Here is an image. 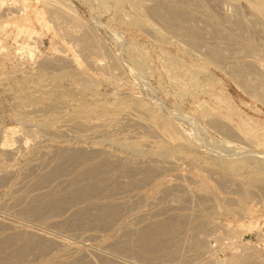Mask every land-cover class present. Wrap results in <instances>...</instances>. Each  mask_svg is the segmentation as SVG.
Instances as JSON below:
<instances>
[{"label":"rangeland","instance_id":"obj_1","mask_svg":"<svg viewBox=\"0 0 264 264\" xmlns=\"http://www.w3.org/2000/svg\"><path fill=\"white\" fill-rule=\"evenodd\" d=\"M107 259L264 264V0H0V264Z\"/></svg>","mask_w":264,"mask_h":264},{"label":"bare ground","instance_id":"obj_2","mask_svg":"<svg viewBox=\"0 0 264 264\" xmlns=\"http://www.w3.org/2000/svg\"><path fill=\"white\" fill-rule=\"evenodd\" d=\"M167 9H168V8H167ZM157 15H158L159 19H162V20H163L164 22H166V23L168 22V24H169V21H173V22H174L176 19H178V16H177V18H176L175 14H174L173 12H170L169 10H165V9H164L163 11H162V10H157ZM170 23H171V22H170ZM20 29H21V28H20ZM69 67H70V66H69ZM90 117H91V116H90ZM93 118H94V117H93ZM98 119H99V118H98ZM105 119H106V118H105ZM134 120H135V119H134ZM134 120H132V121H134ZM64 121H65V120H64ZM102 121H103V120H102ZM128 121H129V120H127V122H128ZM86 122H88V125H91V124H89V121H86ZM100 122H101V121H100ZM130 122H131V121H130ZM137 122H138V121H137ZM64 123H65V122H64ZM69 123H70V122H69ZM76 123H77V121H76ZM78 123H79V122H78ZM82 123H84V120H83ZM91 123H92V122H91ZM101 123H102V122H101ZM103 123H104V122H103ZM103 123L100 124V123L98 122L97 124H100V126H101V125H103ZM132 123H135V121L132 122ZM141 123H142V122H140V124H141ZM84 124H86V123H84ZM84 124H83V125H84ZM140 124H139V125H140ZM145 124H146V123H143V125H145ZM148 124H149V123H148ZM148 124H146L147 126H145V127H150V125H148ZM75 125H76V124H75ZM78 125H81V123H79ZM88 125H86L85 127H88ZM92 125H93V127H94V130H96L97 128L95 127V125H94V124H92ZM105 125L107 126V124H105ZM126 125H128V124H126ZM136 125L138 126V124H136ZM136 125H135V126H136ZM42 126H43V124H42ZM45 126H46V125L44 124V127H45ZM66 126H67V125H66ZM72 126H73V123H72ZM76 126H77V125H76ZM96 126H97V125H96ZM130 126H131V125H130ZM54 127H55V126H54ZM59 127H60V126H59ZM59 127H57V129H58ZM62 127H63V126H62ZM62 127H60V128H62ZM82 127H84V126H82ZM85 127H84V130L86 131ZM89 127H90V126H89ZM93 127H90V128L88 129V131H89L91 128H93ZM97 127H98V126H97ZM103 127H104V126H103ZM132 127H133V126H132ZM142 127H143V126H142ZM145 127H144V128H145ZM47 128H48V127H47ZM73 128H74V127H73ZM95 128H96V129H95ZM99 128H100V127H99ZM99 128H98V129H99ZM101 128H102V126H101ZM101 128H100V129H101ZM144 128H143V129H144ZM44 129H45V128H44ZM54 129H56V128H54ZM57 129H56V130H57ZM98 129H97V130H98ZM149 129H150V128H149ZM151 129H152V128H151ZM48 130H49V129H48ZM48 130H45V131H48ZM59 130H60V129H59ZM73 130H74V129H73ZM94 130H90V131H94ZM104 130H105V129H103V131H104ZM107 130H108V129H107ZM140 130H141V129H140ZM49 131H50V130H49ZM66 131H67V130H66ZM88 131H86V132H88ZM98 131H100V130H98ZM98 131H97V132H98ZM101 131H102V130H101ZM145 131H146V130H145ZM54 132H55V131H54ZM54 132H53V133H54ZM62 132H63V131H62ZM147 132H148V131H147ZM153 132H154V131H153ZM45 133H46V132H45ZM47 133L49 134V132H47ZM50 133H51V131H50ZM57 133H58V132H56L55 134H57ZM60 133H61V132H60ZM60 133L58 134L59 136H60ZM95 133H96V131H95ZM95 133H94V134H95ZM100 133H102V132H100ZM83 134H84V133H83ZM83 134H82V135H83ZM90 134H91V133H90ZM94 134H93V135H94ZM93 135H91V136H93ZM96 135H99V132H98V134H96ZM100 135H101V134H100ZM59 136H58V137H59ZM88 136H89V134H88ZM91 136H89V137H91ZM104 137H105V136H104ZM122 137H123V136H122ZM97 138H98V137H97ZM101 138H102V137H101ZM158 138H159V137H158ZM117 139H118V138H117ZM122 139H123V138H122ZM124 139H125V138H124ZM88 140H89V139H88ZM90 140H92V139H90ZM96 140H97V139H96ZM96 140H95V141H96ZM128 140H130V139H128ZM135 140H136V139H135ZM138 140H139V139H138ZM145 140H146V139H145ZM153 140H154V139H153ZM153 140H152V141H153ZM156 142H157V140H156ZM144 143H145V142H144ZM164 143H165V141H164ZM138 144H139V143H138ZM140 144H141V143H140ZM166 144H167V143H166ZM168 144H169V143H168ZM164 145H165V144H164ZM134 147H135V146H134ZM134 147H133V148H134ZM139 147H140V146H139ZM70 151H71V150H70ZM73 151H76V150H73ZM77 151H79V150H77ZM82 151H83V150H82ZM138 151H139V150H138ZM79 152L82 153L81 150H80ZM83 152H84V151H83ZM77 153H78V152H77ZM69 155H70V154H69ZM72 155H73V154H72ZM82 155H83V153H82ZM82 155H80V156H82ZM86 155H88V154H86ZM78 156H79V154H78ZM80 156H79V157H80ZM84 156H85V155H84ZM99 156H100V155H99ZM72 157H73V159L75 160L76 156L74 155V156H72ZM96 157H97V156H96ZM52 159H53V158H52ZM58 159H59V158H58ZM60 159H61V157H60ZM67 159H68V156H67ZM69 159H70V158H69ZM78 159H79V158H78ZM78 159H76V160H77L76 162H78ZM105 159H106V158H105ZM182 159H183V158H182ZM62 160H63V159H62ZM65 160H66V159H65ZM70 160H72V159H70ZM74 160H73V161H74ZM91 160H92V159H91ZM106 160H107V159H106ZM120 160H121V159H120ZM141 160H142V159H141ZM50 161H51V160H50ZM56 161L58 162V160H56ZM73 161H72V162H73ZM115 161H116V160H115ZM63 162H64V161H63ZM66 162H67V161H65V164H66ZM74 162H75V161H74ZM59 163H60V161H59ZM70 163H71V162H70ZM100 163H101V162H100ZM110 163H112V162H110ZM141 163H143V162H141ZM49 164H50V163H49ZM55 164H56V163H55ZM62 164H63V163H62ZM71 164H72V163H71ZM71 164H70V165H71ZM78 164H79V163H78ZM92 164H93V163H92ZM112 164H113V163H112ZM118 164H119V163H118ZM58 165H59V164H58ZM58 165H57V166H58ZM94 165H95V164H94ZM97 165H98V164H97ZM97 165H95V166H97ZM171 165H172V163H171ZM173 165H174V164H173ZM176 165H177V164H176ZM55 166H56V165H55ZM66 166H67V165H66ZM73 166H75V165H73ZM165 166H166V165H165ZM167 166H168V165H167ZM39 167H40V166H39ZM62 167H64V165H63ZM62 167H61V168H62ZM68 167H69V166H68ZM68 167H67V168H68ZM97 167H98V166H97ZM172 167H174V166H172ZM55 168H56V167H55ZM69 168H70V167H69ZM71 168H72V167H71ZM75 168H76V167H75ZM175 168H176V167H175ZM57 169H58V172H61L63 168L60 170V166H59L58 168H56V170H57ZM72 169H73V168H72ZM56 170H55V171H56ZM59 170H60V171H59ZM64 170H65V169H63V171H64ZM123 170H124V169H123ZM123 170H122V173H123ZM45 171H46V170H45ZM48 171H51V170H48ZM71 171H72V170H71ZM71 171L69 170L68 172H71ZM84 171H85V170H84ZM75 172H76V171L74 170L73 173H75ZM131 172H132V171H131ZM45 173H46V172H45ZM45 173H44V174H45ZM47 173H48V172H47ZM47 173H46V174H47ZM49 173H50V172H49ZM52 173L54 174L53 171H52ZM65 173H66V171H65ZM80 173H82V172H80ZM136 173H137V172H136ZM56 174H59V173H57V171H56ZM90 174H91V173H90ZM134 174H135V173H134ZM41 175H42V174H41ZM41 175H39V176H41ZM48 175H49V174H48ZM63 175H64V172H63ZM67 175H69V174L67 173ZM67 175H66V176H67ZM70 175H71V174H70ZM78 175H80V174H78ZM88 175H89V173H88ZM92 175H93V174H92ZM127 175H128V174H127ZM143 175H144V174H143ZM43 176H44V175H43ZM54 176H55V174H54ZM60 176H62V172L60 173ZM76 176H77V175L75 174V177H76ZM81 176H82V175H81ZM81 176H80V177H81ZM117 176H118V175H117ZM130 176H131V175H130ZM135 176H136V174H135ZM145 176H146V175H145ZM145 176H144V177H145ZM37 177H38V176H37ZM52 177H53V175L51 176V179H52ZM58 177H59V176H58ZM62 177L64 178L65 175L62 176ZM62 177H60L59 179H61L60 181L64 182L65 184L68 183V185H70V186H72L73 184H75V182L72 184L73 181H76V180H74L73 178H72V182L69 184L70 180H69V182H65V180H66L67 178L65 177L66 179H64V181H63V180H62ZM68 177H70V176H68ZM75 177H74V178H75ZM88 177H89V176H88ZM88 177H86V178H88ZM133 177H134V176H133ZM39 178H40V177H39ZM44 178L47 179L46 177H44ZM44 178H43V179H44ZM54 178H55V177H54ZM54 178H53V179H54ZM77 178H78V177H77ZM45 179H44V180H45ZM55 179H56V178H55ZM55 179H54V180H55ZM59 179H57V181H58ZM69 179H71V178H69ZM75 179H76V178H75ZM80 179L82 180L83 178H80ZM128 179H129V178H128ZM140 179H141V178H140ZM177 179H178V178H177ZM39 180H40V179H39ZM49 180H50V176H49ZM67 180H68V179H67ZM67 180H66V181H67ZM55 181H56V180H55ZM77 181H79V180H77ZM84 181H85V180H84ZM86 181H88V180H86ZM92 181H93V179H92ZM41 182H42V181H41ZM50 182H51V181H50ZM62 182H61V183H62ZM80 182H81V181H80ZM131 182H132V181H131ZM133 182H134V181H133ZM138 182H141V181H138ZM38 183H39V182H38ZM45 183H47V182L45 181ZM59 183H60V182H59ZM59 183H58V184H59ZM61 183H60V184H61ZM77 183H78V182H77ZM65 184H64V185H65ZM86 184H89V183H86ZM86 184H85V185L83 184L84 187H85V186H88V185H86ZM90 184H91V182H90ZM94 184H95V183H94ZM179 184H180V183H178V184H176V185L179 186ZM46 185H47V184H46ZM66 185H67V184H66ZM66 185H65V186H66ZM68 185H67L68 189H69V188H72V187H69ZM174 185H175V184H174ZM78 186H80V184H78ZM78 186H77V184H76V186H74L73 189H75V187L78 188ZM90 187H91V186H90ZM124 187H125V186H124ZM168 187H169V186H168ZM170 187H174V186L171 185ZM176 187H177V186H176ZM179 187H181V186H179ZM65 188H66V187H65ZM68 189H66V190H68ZM90 189L93 190L92 187H91ZM164 189H165V188H164ZM167 189H168V191H169V188H166V190H167ZM176 189H177V188H176ZM180 189H181V188H180ZM63 190H64V189H63ZM66 190H65V191H66ZM71 190H72V189H71ZM71 190L69 189V191H71ZM77 190H78V189H77ZM77 190H76V191H77ZM85 190H89V189H84V190H83L84 192H88V191H85ZM91 190H89V192L86 193V194H89ZM95 190H96V189H95ZM97 190H98V189H97ZM166 190H164V191L166 192ZM81 191H82V190H81ZM81 191L78 190L77 193H78V192H81ZM172 191H174V189H173ZM61 192H62V191H61ZM72 192L75 193L74 190H73ZM92 192H93V191H92ZM161 192H163V191H161ZM161 192H160V193H161ZM42 193H43V192H42ZM65 193H66V192H65ZM67 193H70V192H67ZM160 193H159V194H160ZM166 193H167V192H166ZM171 193H172V192H171ZM75 194H76V193H75ZM41 195H42V194H41ZM61 195H62V194H61ZM79 195H81V194H79ZM92 195H93V194H92ZM169 195H170V194H169ZM82 196H83V195H82ZM84 196H86V195H84ZM166 196H167V195H166ZM128 197H129V196H128ZM159 197H160V196H159ZM161 197H162V196H161ZM161 197H160V198H161ZM163 197H164V196H163ZM144 198H145V197H144ZM144 198H143V199H144ZM154 198H155V197H154ZM77 199H78V198H77ZM80 200H81V199H80ZM85 200H86V199H85ZM153 200H154V199H153ZM162 200H163V198H162ZM167 200H168V199H167ZM151 201H152V200H151ZM158 201H159V200H158ZM90 202H91V201L89 200V203H90ZM93 202H94V200H93ZM132 202H133V201H132ZM135 202H136V201H135ZM94 203H96V201H95ZM94 203H93V204H94ZM98 203H99V202H98ZM133 203H134V202H133ZM139 203H140V202H139ZM150 203H151V202H150ZM152 203H153V202H152ZM154 203H155V202H154ZM168 203H169V202H168ZM99 204H100V203H99ZM99 204L96 203V205H98V207H100ZM106 204H107V202H106ZM108 204H109V203H108ZM140 204H141V203H140ZM157 204H158V203H157ZM157 204H156V205H157ZM101 205H103V207H104V204H103V203H102ZM152 205H153V204H151V206H152ZM156 205H155V206H156ZM159 205H160V204H159ZM92 206H94V205H92ZM101 207H102V206H101ZM105 207H107V205H106ZM111 207H112V206H111ZM165 207H167V206H165ZM71 208H72V207H71ZM108 208H110V207H108ZM112 208H114V207H112ZM156 208H157V207H156ZM75 209H76V208H75ZM80 209H81V208H80ZM85 209H86V208H85ZM93 209H94V208H93ZM152 209H153V207H152ZM161 210H162V208H161ZM75 211H76V210H75ZM75 211H74V212H75ZM80 211H81V210H80ZM82 211H83V210H82ZM100 211H101V209H100ZM77 212H78V211H77ZM98 212H99V211H98ZM157 212H158V211H157ZM71 214H72V213H71ZM74 215H75V214H74ZM68 216H69V215H68ZM68 216H67V217H68ZM79 216H81V215H79ZM97 216H98V214H97ZM74 217H75V216H73V218H74ZM152 217H153V216H152ZM162 217H163V216H162ZM70 218H72V217L70 216ZM70 218H69V219H70ZM170 218H171V217H170ZM174 218H175V217H174ZM78 219H79V218H78ZM171 219H172V218H171ZM70 221H71V220H70ZM148 221H149V220H148ZM154 221H155V220H154ZM161 221H162V220H161ZM176 221H177V219H176ZM109 222H110V221H109ZM112 222H113V221H112ZM145 222H146V221H145ZM150 222H151V220H150ZM165 222H166V221H165ZM162 223L164 224V222H162ZM107 224H109V223H107ZM138 224H139V223H138ZM145 224H146V223H145ZM149 224H150V223H149ZM154 224H155V223H154ZM142 225H143V224H142ZM150 225H152V224H150ZM155 225H156V224H155ZM155 225H154V226H155ZM159 225H160V222H159ZM166 225H167V224H166ZM144 227H145V226H144ZM146 227H148V225H147ZM149 227L151 228V226H149ZM9 228H10V227H9ZM12 228H13V227H12ZM12 228H11V229H12ZM123 228H124V227H123ZM139 229H140V228H139ZM144 229H145V228H144ZM144 229H142V231H144V232L148 230V229H145V230H144ZM157 229H158V228H157ZM159 229H160V228H159ZM9 230H10V229H9ZM149 230H150V229H149ZM149 230H148V233H147V234H146V232L143 233V234H146V235H149V234H150V235H152V233H150V232H153V229H151L152 231H149ZM139 231H140V230H139ZM142 231H141V232H142ZM154 231L156 232L157 230H154ZM124 232H125V231H124ZM155 232H154V233H155ZM18 233H19V232H18ZM16 234H17V233H16ZM16 234H13V235L16 236ZM140 234H141V233H140ZM169 234H170V233H169ZM13 235H11L10 237H12ZM127 235H129V234H127ZM131 235H132V234H131ZM131 235H130V236H131ZM136 235H137V234H136ZM39 236H40V235H39ZM140 236H141V235H140ZM36 237H37V236H36ZM141 237H142V236H141ZM143 237H144V236H143ZM40 238H41V237H40ZM40 238H39V240H40ZM138 238H140V237H138ZM145 238H147V237H145ZM145 238H144V241H146ZM201 238H203V237L200 236V237H198V239L196 238V239L198 240V242H196V245H197V251H198V249H199V250H202L201 248H202L203 245H201V242H204V243H205V241H203L204 238H203V239H201ZM41 239H42V238H41ZM50 239H51V238H50ZM44 240H45V241H46V240L48 241L47 237H46V238L44 237ZM52 240H53V239H52ZM139 240H140V239H139ZM141 240H142V239H141ZM155 240H156V239H155ZM201 240H202V241H201ZM56 241H57V240H56ZM56 241H54V242H56ZM54 242H53V243H54ZM140 242H141V241H140ZM153 242H155V241H153ZM153 242H152V243H153ZM156 242H157V241H156ZM156 242H155V243H156ZM47 243H48V242H47ZM49 243H50V242H49ZM57 243H58V242H57ZM143 243H144V242H143ZM155 243H153V244H155ZM64 244H65V243H64ZM145 244H146V243H145ZM149 244H150V243H149ZM157 244H158V243H157ZM159 244H160V243H159ZM179 244H180V243H179ZM56 245H57V244H56ZM146 245H147V244H146ZM146 245H145V246H146ZM28 247H29V246H28ZM149 247H150V246H149ZM152 247H153V245H152ZM179 247H180V246H179ZM118 248H119V247H118ZM203 252H204V250H203ZM203 252L200 251V253H203ZM197 253H199V252H197ZM98 256H99V255H98ZM184 256H185V255H184ZM198 256H199V255H198ZM101 258H102V257H101ZM101 258H100V259H101ZM103 258H104V257H103ZM105 260H106V259H105ZM100 261H101V260H100ZM102 261L104 262L103 259H102ZM107 261H108V259H107ZM108 262H109V261H108ZM210 263H211V262H210ZM215 263H216V262H215ZM106 264H107V263H106ZM109 264H111V263L109 262Z\"/></svg>","mask_w":264,"mask_h":264}]
</instances>
